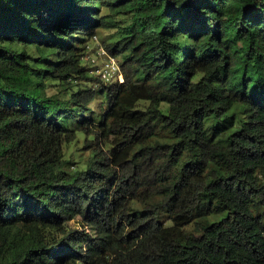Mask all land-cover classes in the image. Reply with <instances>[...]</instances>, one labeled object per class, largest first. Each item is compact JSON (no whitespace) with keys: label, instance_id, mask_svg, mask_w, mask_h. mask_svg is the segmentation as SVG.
Instances as JSON below:
<instances>
[{"label":"trees","instance_id":"16d2710c","mask_svg":"<svg viewBox=\"0 0 264 264\" xmlns=\"http://www.w3.org/2000/svg\"><path fill=\"white\" fill-rule=\"evenodd\" d=\"M0 264H264V0H0Z\"/></svg>","mask_w":264,"mask_h":264},{"label":"rangeland","instance_id":"374dc122","mask_svg":"<svg viewBox=\"0 0 264 264\" xmlns=\"http://www.w3.org/2000/svg\"><path fill=\"white\" fill-rule=\"evenodd\" d=\"M111 31H103L101 35H98L97 38H94V40L91 41L90 47L87 49V51L85 52L83 58H82V65L85 67V69L87 70V72L93 76L90 72L91 70L93 71L94 69L97 68V66H100L106 59V56H102L100 55L101 53V49H105V44L104 42H109L111 41ZM107 42V43H108ZM49 92L50 93H55L56 92V87H54L53 85L55 83L49 82ZM80 138H83V136L80 135ZM79 147L80 144L78 143H74L71 144L68 148H67V157L70 160H74V161H80L81 158L79 157ZM82 156V155H81ZM82 158H84L82 156ZM73 226L75 227H80V222L77 220L75 221V223H72Z\"/></svg>","mask_w":264,"mask_h":264},{"label":"built area","instance_id":"2783aa9c","mask_svg":"<svg viewBox=\"0 0 264 264\" xmlns=\"http://www.w3.org/2000/svg\"><path fill=\"white\" fill-rule=\"evenodd\" d=\"M100 55L106 56L107 59L100 66H97L96 69L91 70L90 73L108 84L123 83L124 76L117 58L110 55L105 49H101Z\"/></svg>","mask_w":264,"mask_h":264}]
</instances>
